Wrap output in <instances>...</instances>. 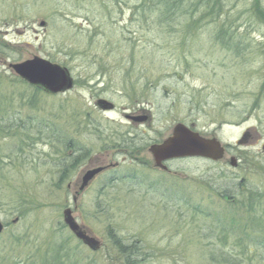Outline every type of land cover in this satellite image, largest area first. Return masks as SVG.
<instances>
[{
    "label": "rangeland",
    "instance_id": "obj_1",
    "mask_svg": "<svg viewBox=\"0 0 264 264\" xmlns=\"http://www.w3.org/2000/svg\"><path fill=\"white\" fill-rule=\"evenodd\" d=\"M138 3L0 0V121L12 124L0 139V264H264L256 239L263 234L256 224L264 219L263 205L242 206L264 195V0H220V18L211 23L197 20L199 8L192 17L200 29L165 36L167 47L159 32L144 27L151 25L132 19ZM220 26L229 28L222 41L237 37L240 52L215 42ZM33 57L65 68L73 88L46 96L7 68ZM139 79L151 81L152 92L130 91ZM97 99L114 109L103 113ZM137 106L150 112L148 125L135 127L124 118ZM219 117L232 125L220 134ZM176 123L231 145L253 128L255 145L243 155L256 161L235 173L198 159L174 162L178 175L169 180L124 157L141 147L131 152L140 159ZM39 129L52 130L54 138ZM17 141L26 144L17 150ZM115 163L74 195L85 170ZM222 186L228 190L223 198ZM15 190L28 202L9 201ZM66 208L100 241L99 251L64 226ZM244 235L248 241L239 243ZM57 247L60 259L52 257Z\"/></svg>",
    "mask_w": 264,
    "mask_h": 264
},
{
    "label": "water",
    "instance_id": "obj_2",
    "mask_svg": "<svg viewBox=\"0 0 264 264\" xmlns=\"http://www.w3.org/2000/svg\"><path fill=\"white\" fill-rule=\"evenodd\" d=\"M38 26L43 28L45 23L40 22ZM8 68L28 85L37 87L50 95L63 94L73 87V79L65 68L38 57L17 64H9ZM95 105L101 111L113 108L105 100H98ZM150 152L157 165L163 160L172 158L206 157L216 160L220 156L219 145L214 139H203L197 133L181 124L174 126L172 135L163 143L151 146ZM101 171L102 169L100 168L87 171L81 178V184L78 190L80 192L83 191L93 177ZM62 218L64 225L76 239L93 251L99 249L100 243L77 225L69 208L62 212ZM15 222H17V219L12 223ZM2 231L3 226L0 223V233Z\"/></svg>",
    "mask_w": 264,
    "mask_h": 264
},
{
    "label": "trees",
    "instance_id": "obj_3",
    "mask_svg": "<svg viewBox=\"0 0 264 264\" xmlns=\"http://www.w3.org/2000/svg\"><path fill=\"white\" fill-rule=\"evenodd\" d=\"M220 0L219 2L216 0H139V3L133 7V13L132 19L139 20L141 23L149 24L151 26H144L147 29L149 27H153L154 30L159 32L160 36V43L163 44L165 47L169 46L168 44V38H165V36L174 33L177 37L185 36L187 33H190V31L200 29L201 24L196 25V20H193V15L198 12L199 8H202L201 15L197 18V20H208L210 23L213 21H216L219 16L220 12ZM137 15V16H136ZM135 16V17H134ZM150 22L148 23V21ZM195 22V24H194ZM228 30L229 28L223 29L220 26V31L216 33V41L220 46L227 50V51H235L240 52L239 48H236V45H234V42L236 44L240 42L237 37H230L231 39L227 38L225 41H222L221 35H225V37H228ZM136 32H144L143 28H137ZM192 34V32H191ZM172 36V35H171ZM177 37L174 36L175 39L174 42H177ZM129 43L132 45L134 42V39L131 38L128 40ZM184 43V39H180L178 42V45H182ZM237 49V50H236ZM165 67V64L160 63V69H163ZM129 69L133 68V65L128 66ZM145 76V75H142ZM137 81H141L140 84H134V85H149L151 81L145 80V79H139ZM129 82V81H128ZM130 91H138V90H149L147 86L144 87H130ZM36 92H40L38 89H34ZM1 104V101H0ZM3 104V103H2ZM2 104L0 106H2ZM5 109H7L5 107ZM9 120L2 119L0 121V139L3 137V135H8V131H10V127H12V124L9 125ZM2 122V123H1ZM7 125H5V124ZM13 123V127H14ZM18 126V125H16ZM16 129V128H15ZM40 130V129H39ZM40 134H46V138H54V134L52 130H40ZM32 141V140H31ZM26 144V142L23 141H17L16 149L20 150L22 148V145ZM10 162V157L6 158ZM2 160V158H0ZM30 165V164H28ZM73 167V164H70ZM3 165L0 161V173L3 172ZM10 170V169H9ZM65 170L60 171V176L58 177V180L61 181L63 179ZM3 175H0V181H2L1 177ZM66 178V177H65ZM1 183V182H0ZM1 191V190H0ZM14 195L12 198L9 197V201L14 200L19 203L22 202H28L27 199L24 200L23 195H21L17 190L14 191ZM1 200V199H0ZM16 202V203H17ZM115 243L117 244L118 248L120 250H126V248L119 243L117 240H115ZM58 250V247L56 250H54L55 254H52V257L54 259H60V254H56ZM68 257V256H67Z\"/></svg>",
    "mask_w": 264,
    "mask_h": 264
},
{
    "label": "flooded vegetation",
    "instance_id": "obj_4",
    "mask_svg": "<svg viewBox=\"0 0 264 264\" xmlns=\"http://www.w3.org/2000/svg\"><path fill=\"white\" fill-rule=\"evenodd\" d=\"M253 110H254V108H252L248 118H250L252 116ZM126 116H127V118H129L128 123L133 124L135 127L136 126L139 127L142 124L148 125L152 119L150 112L143 109V108L140 109L139 106H137L135 109L129 111L128 114L125 115V117ZM231 126H232L231 123L225 122L224 120H220L217 124V133L219 132V134H220L225 127L230 128ZM206 138H209V139L215 138L220 143V146L222 148V158H221V160H219L216 163L211 162L209 160H205V159H201L202 161L212 163L214 165H217L218 167L226 168V171H231L232 173H235L234 171H237L239 168H243V166H244V169H246L247 167H252L256 161L257 156L251 155V157H249L247 155H243V151L247 150L250 147H254V145H255L254 144L255 134H254L253 128L248 129L247 131L243 132L241 134L240 138L235 142L234 145L224 143L223 140L221 138H219V136L215 137V136H212V134L209 137L207 136ZM145 151L146 152H143V156H145V159L143 158V156L140 159L137 158V156H136L135 158L131 159L130 161L131 162L133 161L134 163L139 162L142 165L149 166L150 169L153 170L152 172L154 174H157L158 177H163V178H166L169 180H174V178L177 177V175H178L176 172H173V170H172L173 169V163L174 162H184V161H187L190 159V158H183V159L166 160V161L161 163V165H160L161 167H156L151 155L149 154L148 149H145ZM260 151L262 154H264V143L260 147ZM123 159H125V158H123ZM262 161H264V158H262ZM100 166L101 165H98L97 167H100ZM102 167H103V165H102ZM163 167H164V169H163ZM104 172H106V170ZM242 181L246 185L249 184V182L245 181L244 179H241L239 181V183H242ZM221 188L223 191L218 192V196L223 198V194L228 192V190H225L223 186ZM262 193L264 194V192H262ZM262 196H263L262 202L255 203V200H257V201L260 200V196L254 195L252 198H250V203L244 204L242 206L255 209L254 207H259L262 204L263 205L262 211L264 212V195H262ZM231 203H233V202H231ZM255 220L256 219L253 218V220H252L253 224L255 223ZM256 224H259V226L263 227V234L261 235V237L260 236L256 237V239L259 243L262 242V245L258 244V246H260V247H257V248L259 250H261V248H262V250H264V219L256 220ZM253 237H254V234H253ZM253 247H254V244L252 245V248ZM254 249H255V247H254Z\"/></svg>",
    "mask_w": 264,
    "mask_h": 264
},
{
    "label": "bare ground",
    "instance_id": "obj_5",
    "mask_svg": "<svg viewBox=\"0 0 264 264\" xmlns=\"http://www.w3.org/2000/svg\"><path fill=\"white\" fill-rule=\"evenodd\" d=\"M111 110V109H110ZM110 110H106V111H102L103 113H105V112H109ZM219 119L221 120V118L219 117ZM220 120H218L217 122H219ZM177 124V123H176ZM179 124H181V125H183L184 127H187V125H185V124H182V123H179ZM218 124V123H217ZM217 124H216V126H217ZM169 133H172L171 131L169 132ZM211 139H214L216 142H218L215 138H211ZM219 148H220V156H219V158L218 159H216V160H212V159H210V158H206V157H200L198 160H201V159H205V160H209V161H211V162H214V163H216V162H218L219 160H221V158H222V148L219 146ZM127 150V149H126ZM139 150H142V148L141 147H137V148H134L133 150H127V151H129L130 152V154L128 153V152H124V157H129L130 159H133V158H135V157H133L132 155H131V152H134V151H139ZM143 152V151H142ZM202 161V160H201ZM212 164V163H211ZM159 167H161V166H159ZM163 169H164V167H163ZM87 172V170H85V172H84V174ZM83 174V175H84Z\"/></svg>",
    "mask_w": 264,
    "mask_h": 264
}]
</instances>
